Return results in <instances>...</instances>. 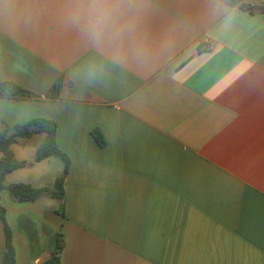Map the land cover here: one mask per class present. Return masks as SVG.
Here are the masks:
<instances>
[{
    "label": "crops",
    "instance_id": "0c3cea01",
    "mask_svg": "<svg viewBox=\"0 0 264 264\" xmlns=\"http://www.w3.org/2000/svg\"><path fill=\"white\" fill-rule=\"evenodd\" d=\"M70 9L0 0V83L42 96L0 97V132L56 122L70 160L61 210L49 193H1L17 264L46 263L57 233L61 264H264V0H146L144 54L119 63L87 44ZM61 77V97L46 99ZM45 138H17L28 166L7 187L54 186L64 162L53 175L54 156L36 160Z\"/></svg>",
    "mask_w": 264,
    "mask_h": 264
},
{
    "label": "trees",
    "instance_id": "16d2710c",
    "mask_svg": "<svg viewBox=\"0 0 264 264\" xmlns=\"http://www.w3.org/2000/svg\"><path fill=\"white\" fill-rule=\"evenodd\" d=\"M64 78H59L51 89L44 95L46 99L55 100L61 97L64 88ZM0 97L15 98V99H39L42 96L32 92L25 87L13 82L5 81L0 83ZM39 127L38 131H30L29 126L17 127V133L9 135V127L4 126L0 132V152L2 158L0 159V195L4 190H8L11 196L18 202H35L43 194L49 193L52 197L64 198V183L69 173L70 160L66 154H64L57 145V124L56 122L38 119L32 123ZM38 132L46 133V138L40 145L36 160L38 162L43 161L52 156L61 157L64 162V169L57 180L55 189L50 188H36L31 184H13L10 186L5 185L6 176L16 170L23 169L28 166V162L20 161L17 159L15 153L11 147L16 142L17 138H30ZM96 140L101 147L105 146V140L103 135L99 131L94 133ZM0 221L3 224L6 244L3 251H0V264H17L16 251L14 247L13 230L11 229L7 221V211L0 204ZM65 246V239L62 233H57L55 247L53 249L52 257L44 264H61V257Z\"/></svg>",
    "mask_w": 264,
    "mask_h": 264
},
{
    "label": "clouds",
    "instance_id": "9594fccd",
    "mask_svg": "<svg viewBox=\"0 0 264 264\" xmlns=\"http://www.w3.org/2000/svg\"><path fill=\"white\" fill-rule=\"evenodd\" d=\"M145 11L146 0H71L69 20L92 49L119 63L144 54L139 22Z\"/></svg>",
    "mask_w": 264,
    "mask_h": 264
},
{
    "label": "rangeland",
    "instance_id": "374dc122",
    "mask_svg": "<svg viewBox=\"0 0 264 264\" xmlns=\"http://www.w3.org/2000/svg\"><path fill=\"white\" fill-rule=\"evenodd\" d=\"M63 164V160H62V158L61 157H58V156H54L53 158H52V163H51V166H50V171H51V173L54 175V174H56L57 173V170L59 169V167L61 166ZM61 176V175H60ZM59 176V177H60ZM59 179V178H58ZM57 179V180H58ZM56 183H57V181H56ZM56 183L54 184V186L52 187V188H50V189H52V190H54L55 189V186H56ZM55 199H54V208L56 209V210H61V208H62V205H61V202H60V197H54ZM59 212V211H58Z\"/></svg>",
    "mask_w": 264,
    "mask_h": 264
}]
</instances>
